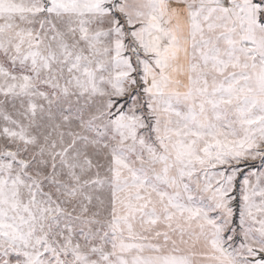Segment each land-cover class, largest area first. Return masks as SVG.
<instances>
[{
    "label": "snow or ice",
    "instance_id": "6c2138e0",
    "mask_svg": "<svg viewBox=\"0 0 264 264\" xmlns=\"http://www.w3.org/2000/svg\"><path fill=\"white\" fill-rule=\"evenodd\" d=\"M0 264H264V0H0Z\"/></svg>",
    "mask_w": 264,
    "mask_h": 264
}]
</instances>
